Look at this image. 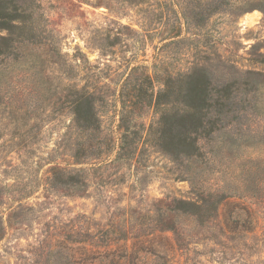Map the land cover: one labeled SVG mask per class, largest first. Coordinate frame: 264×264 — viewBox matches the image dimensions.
I'll return each mask as SVG.
<instances>
[{"label": "rangeland", "instance_id": "374dc122", "mask_svg": "<svg viewBox=\"0 0 264 264\" xmlns=\"http://www.w3.org/2000/svg\"><path fill=\"white\" fill-rule=\"evenodd\" d=\"M194 69L213 100L226 85L230 97L201 155L176 160L155 142L154 102L167 77L186 92ZM80 89L99 117L92 149L72 125ZM125 127L132 158L99 153ZM201 189L216 204L171 213L164 229L169 199ZM99 259L264 264V0H0V264Z\"/></svg>", "mask_w": 264, "mask_h": 264}, {"label": "trees", "instance_id": "16d2710c", "mask_svg": "<svg viewBox=\"0 0 264 264\" xmlns=\"http://www.w3.org/2000/svg\"><path fill=\"white\" fill-rule=\"evenodd\" d=\"M223 3H217L212 6V10L220 9ZM227 4V3H225ZM186 92L182 89V79L176 78L172 80L171 77H167L166 80L161 83L158 88L155 97V107L158 109L159 118L157 120L156 127V139L160 150L165 152L168 156L179 159V157L193 158L197 159L200 156V145L199 139L205 134H209L214 131L216 121L210 120L208 116L211 115L212 110L217 114L221 113L223 106V99L228 100V93L230 86H223L222 91L227 90L222 96L220 95L213 100V96L210 93V81L206 74L201 70L194 69L191 74L186 76V79H191ZM174 88H176L174 90ZM228 93V94H227ZM172 94L176 95V98H183V103L181 107L174 108L173 105L169 104L167 98ZM227 94V95H226ZM226 95V96H225ZM225 96V97H224ZM213 101V102H211ZM69 108L72 113L73 127L76 125L81 130L86 131V137L80 143L78 147L80 150L92 149V144L89 141V133L99 129V117L96 112L94 105V99L92 94L83 89L75 90V97L70 101ZM214 108V109H213ZM135 131V130H132ZM130 135L136 132H129V128L125 127L120 133L118 142L109 143L108 139L105 140V144L98 146L97 150L103 152V154L111 155L114 152V158L116 160L121 159H131L132 154L135 152L136 147L132 145L134 140L128 139ZM102 149V151H101ZM98 153V154H99ZM79 154V153H78ZM78 154H74L77 156ZM52 174L55 175L57 172L61 175H68L67 181H58L64 184H78L79 186L83 184L84 180H80L79 173L81 170H67L60 168H52ZM50 171V172H51ZM74 173V175H72ZM78 175V179H74V176ZM56 181V180H55ZM216 192H211L205 189H201L198 199L194 198H183V197H172L170 198L169 208L166 214H161L166 220L167 224H171L169 227L172 230L173 225L167 218L171 213L180 212L185 214H198L203 208L208 206H214L218 201ZM162 228V227H161ZM115 256V253L105 254L102 258H111ZM119 258H122L123 263L130 261L131 255L120 254ZM95 264H111L106 262L105 259H99ZM118 264V263H117Z\"/></svg>", "mask_w": 264, "mask_h": 264}]
</instances>
